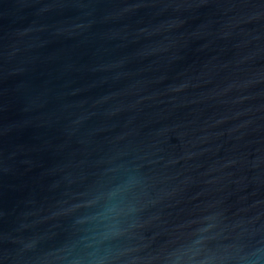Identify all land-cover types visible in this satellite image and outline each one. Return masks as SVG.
<instances>
[{"label":"water","instance_id":"obj_1","mask_svg":"<svg viewBox=\"0 0 264 264\" xmlns=\"http://www.w3.org/2000/svg\"><path fill=\"white\" fill-rule=\"evenodd\" d=\"M0 264H264V0H0Z\"/></svg>","mask_w":264,"mask_h":264}]
</instances>
